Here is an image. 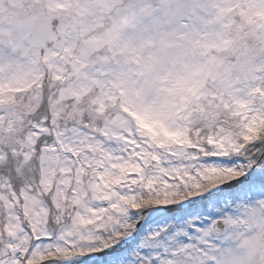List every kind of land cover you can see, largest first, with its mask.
<instances>
[{"label": "snow or ice", "instance_id": "obj_1", "mask_svg": "<svg viewBox=\"0 0 264 264\" xmlns=\"http://www.w3.org/2000/svg\"><path fill=\"white\" fill-rule=\"evenodd\" d=\"M0 264H264V0H0Z\"/></svg>", "mask_w": 264, "mask_h": 264}]
</instances>
